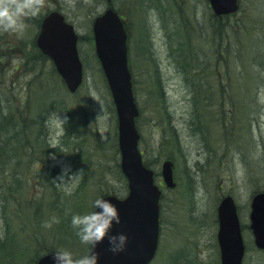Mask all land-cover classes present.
I'll return each instance as SVG.
<instances>
[{
	"label": "rangeland",
	"instance_id": "374dc122",
	"mask_svg": "<svg viewBox=\"0 0 264 264\" xmlns=\"http://www.w3.org/2000/svg\"><path fill=\"white\" fill-rule=\"evenodd\" d=\"M16 5L20 26L0 24V96L1 106L22 113L25 129L9 162L0 156V264H34L59 246L87 254L72 214L89 211L96 195L126 193L115 106L91 37L93 19L109 5L129 31L140 149L162 186V162L175 166L176 188L162 187L151 264H220L217 206L225 195L244 227L243 264H264L249 229L251 197L264 189V0H241L239 12L222 20L207 0H0V20ZM54 9L84 37L85 81L76 94L38 59L39 21ZM198 89L227 104L197 106Z\"/></svg>",
	"mask_w": 264,
	"mask_h": 264
},
{
	"label": "water",
	"instance_id": "95a60500",
	"mask_svg": "<svg viewBox=\"0 0 264 264\" xmlns=\"http://www.w3.org/2000/svg\"><path fill=\"white\" fill-rule=\"evenodd\" d=\"M217 15L238 10L237 0H209ZM96 55L107 80L118 116V145L120 167L127 178L129 192L126 197L109 195L119 208L121 223L112 232H126L125 250L114 253L107 238L96 245L99 264H149L157 251L160 232L161 190L155 183L154 172L143 162L138 148L140 139L136 127L139 111L135 102L132 75L128 68L127 34L122 21L113 10L106 11L93 23ZM78 35L74 26L57 11L46 15L36 39L37 47L55 64L71 93L83 82V64L78 52ZM162 176L169 188L175 187L173 163L165 161ZM219 230L217 234L221 264H242L245 246L237 206L231 196H226L217 209ZM254 244L264 250V192L251 200L249 215ZM37 264H54L53 254L42 257Z\"/></svg>",
	"mask_w": 264,
	"mask_h": 264
},
{
	"label": "clouds",
	"instance_id": "9594fccd",
	"mask_svg": "<svg viewBox=\"0 0 264 264\" xmlns=\"http://www.w3.org/2000/svg\"><path fill=\"white\" fill-rule=\"evenodd\" d=\"M8 6L5 5V8ZM20 5H16L11 13H5L0 24L5 29L15 30L19 27L18 16ZM83 170L71 173L65 178L61 175L57 183L70 181L73 177L79 178L83 175ZM71 227L79 240L91 246L87 254L77 255L72 249L66 246H59L51 251L54 264H99V253L96 245L102 243L106 238L109 248L117 253L125 250L128 244V234L126 232H112L111 229L121 223V215L118 206L104 195H96L90 201V210L80 213L74 212L71 216ZM49 252H45L44 255Z\"/></svg>",
	"mask_w": 264,
	"mask_h": 264
},
{
	"label": "trees",
	"instance_id": "16d2710c",
	"mask_svg": "<svg viewBox=\"0 0 264 264\" xmlns=\"http://www.w3.org/2000/svg\"><path fill=\"white\" fill-rule=\"evenodd\" d=\"M58 10V9H56ZM41 21V20H40ZM40 21H39V24H40ZM38 59H39V62H47V64H51L50 61L48 60V58L46 56H44L42 53L39 52V56H38ZM52 66V69L53 71L56 72L53 64H51ZM54 72V73H55ZM226 75H224L225 77ZM223 77V78H224ZM225 82H227V78H225L224 80V86H225ZM60 84L62 85V87L64 88V84L62 82V80H60ZM225 88V87H224ZM197 92V96L194 97V101L195 103H197V106L200 107L201 103L200 102H204L203 100H205L206 102L208 100H210V102L214 101V100H218V96L217 95H213L212 92L210 91H207L206 90V95H204V99L202 96H198L199 92H200V89H198ZM223 97H225V95H223ZM221 99V98H220ZM231 99V98H230ZM229 99V101H230ZM220 101V106H224L226 103L225 99H221V100H218ZM228 101V102H229ZM62 103H60L59 105H61ZM209 104V103H207ZM2 103L0 102V156L3 157L4 155H7L5 157V161L6 162H9L11 155L10 153H13V151L15 149H17L16 147L13 148L11 145V143L14 142L16 136H19L20 132L25 129L24 126L22 125L23 122V117L21 118L22 116V113H18L15 111V113L12 112V109H10V105L9 103H6V106H7V113H3V110H1V106ZM214 105V104H213ZM228 106V105H227ZM65 106H63L64 108ZM3 109V108H2ZM223 111L221 110V115L223 116L225 114V112L223 113ZM14 116V117H13ZM199 116H200V111H199ZM25 121V120H24ZM12 147V148H11ZM9 149H11V152H9ZM7 152V153H6ZM6 153V154H5ZM10 155V156H9ZM119 167V166H118ZM120 172V170H118ZM121 174V172H120ZM122 176V175H121ZM260 191H264L263 190H260ZM109 192V191H108ZM256 192V191H255ZM7 247V246H6ZM46 251H42L41 253H39L38 255L40 256L42 253H45Z\"/></svg>",
	"mask_w": 264,
	"mask_h": 264
},
{
	"label": "flooded vegetation",
	"instance_id": "af4514ba",
	"mask_svg": "<svg viewBox=\"0 0 264 264\" xmlns=\"http://www.w3.org/2000/svg\"><path fill=\"white\" fill-rule=\"evenodd\" d=\"M168 45V44H167ZM183 63V64H182ZM181 64H182V66H183V68L184 69H187L186 68V66H188V65H186V61H184L183 60V62H182ZM185 64V65H184ZM166 66H167V69L169 70V69H172V71H177V67L176 66H174V65H171L170 64V66L166 63ZM178 70H179V68H178Z\"/></svg>",
	"mask_w": 264,
	"mask_h": 264
},
{
	"label": "bare ground",
	"instance_id": "6f19581e",
	"mask_svg": "<svg viewBox=\"0 0 264 264\" xmlns=\"http://www.w3.org/2000/svg\"><path fill=\"white\" fill-rule=\"evenodd\" d=\"M0 102H1V96H0ZM2 103V102H1ZM3 108V109H2ZM1 110H3V113H7L8 109L7 106L5 105L4 107H2Z\"/></svg>",
	"mask_w": 264,
	"mask_h": 264
}]
</instances>
